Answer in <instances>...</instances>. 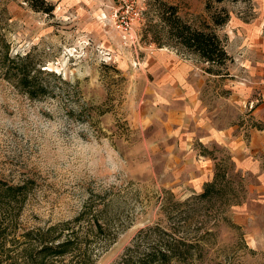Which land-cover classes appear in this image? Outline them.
I'll use <instances>...</instances> for the list:
<instances>
[{
  "label": "rangeland",
  "instance_id": "rangeland-1",
  "mask_svg": "<svg viewBox=\"0 0 264 264\" xmlns=\"http://www.w3.org/2000/svg\"><path fill=\"white\" fill-rule=\"evenodd\" d=\"M49 2L52 15L0 0V87L26 93L4 69L28 57L34 86L46 88L31 97H53L68 117L87 121L126 168L106 196L77 195L40 175L27 143L21 153H0V264H116L125 254L133 264H264V0L211 2L209 10L207 0ZM171 6L194 29L215 28L230 57L214 66L220 76L176 45L160 20ZM222 10L229 21L215 27ZM163 54L194 67L203 104L231 132L223 142L204 145L205 130L184 111V122L170 121L173 106L155 84ZM199 164L207 179L192 175ZM216 173L226 197L197 204ZM170 228L199 241L187 262L161 256L155 243ZM64 243L70 251L54 255Z\"/></svg>",
  "mask_w": 264,
  "mask_h": 264
},
{
  "label": "clouds",
  "instance_id": "clouds-1",
  "mask_svg": "<svg viewBox=\"0 0 264 264\" xmlns=\"http://www.w3.org/2000/svg\"><path fill=\"white\" fill-rule=\"evenodd\" d=\"M25 143L37 150L32 166L66 193L99 189L106 196L122 182L125 160L87 121L68 117L48 95L0 87V153H21Z\"/></svg>",
  "mask_w": 264,
  "mask_h": 264
},
{
  "label": "trees",
  "instance_id": "trees-1",
  "mask_svg": "<svg viewBox=\"0 0 264 264\" xmlns=\"http://www.w3.org/2000/svg\"><path fill=\"white\" fill-rule=\"evenodd\" d=\"M224 1L225 0H207V8L208 10L211 8V2L222 3ZM25 2L30 5L29 7L33 11L38 13L52 15L55 11L54 5L50 3L49 0H25ZM168 10L169 11L162 13L160 20L169 28L170 36L177 41L176 45L188 53L197 56V58H200L203 62L208 63L210 66L206 72L218 75L214 74L212 71L214 66H225L227 62L230 61V57L225 50V43L218 36L215 28L205 24L207 27L205 29H194L187 23L183 22V20L177 15L178 11L175 7H168ZM228 21L229 13H227L226 10H222V14H213L212 16V22L215 27H222L228 23ZM26 61H28V57L25 56L19 59L17 64H14L15 66L12 67V65H10L12 60L8 59L9 66H6L4 70L8 74H12L8 79L10 82L14 83L30 96H39L40 92L46 91V88L43 84H39L38 87L34 86V82H36L35 77L32 75L31 71L27 69ZM222 179H224V176H220L216 173L214 180L207 183L203 193L196 197V203L204 206L212 205L214 207L217 199H224L226 194L223 192L224 189L220 185V180ZM181 228L185 229V226ZM170 230L171 228L164 233V235H167L169 238L164 239L160 234H158V239L156 238V246L163 251L161 256L165 259L168 258L167 254H169V257H174L175 259L182 260V262H187L189 257H191V249L195 246H199V241L190 239L189 237H175L173 233H168L171 232ZM189 232L191 234V231ZM56 248L55 252H53V250L52 252L57 256H63L70 251L69 243H64ZM132 248H129V250H132ZM188 254L190 255L189 257ZM158 262L164 264V261ZM48 263L49 262L44 260V264ZM116 264L133 263H131L129 258H126L125 254ZM137 264L142 263L139 262Z\"/></svg>",
  "mask_w": 264,
  "mask_h": 264
},
{
  "label": "crops",
  "instance_id": "crops-1",
  "mask_svg": "<svg viewBox=\"0 0 264 264\" xmlns=\"http://www.w3.org/2000/svg\"><path fill=\"white\" fill-rule=\"evenodd\" d=\"M161 56L158 64L159 74L155 77L156 93L159 100L173 106V110L168 113L170 121L175 124L181 122V120L184 122L183 119H180V115H183L181 111H184L185 118L191 122L190 124L195 121L198 126L200 125L205 130L204 136L200 138L204 145L208 146L223 142L224 136L229 137L231 132H228L229 128L217 126V121L213 118L214 112L203 104L200 97L203 82L194 74V67L187 60L178 58L179 56L164 54ZM260 81L264 82V78H260ZM222 129L226 130L223 131ZM230 129L232 130V128ZM172 134L177 135L178 132L174 131ZM193 163H195V160ZM198 166L194 169L199 171L197 174L192 175L198 177V179H207L202 175L201 165ZM198 179L195 180V183L198 192H201L204 182L199 183Z\"/></svg>",
  "mask_w": 264,
  "mask_h": 264
}]
</instances>
